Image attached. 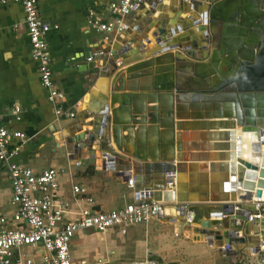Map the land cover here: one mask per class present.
I'll list each match as a JSON object with an SVG mask.
<instances>
[{
	"label": "crops",
	"instance_id": "crops-1",
	"mask_svg": "<svg viewBox=\"0 0 264 264\" xmlns=\"http://www.w3.org/2000/svg\"><path fill=\"white\" fill-rule=\"evenodd\" d=\"M109 1L111 0H38L39 14L51 24L46 36L50 45L53 81L64 92L65 105L75 110L73 118H58L53 112L47 98V89L40 82L37 64L30 54V41L21 4H0V123L8 129L20 130L25 134V139L15 137L9 143L10 149L19 147L13 159L30 166L36 173L52 166L65 169V173L59 176V182L61 194L70 202L71 212L68 216H73L75 210L81 207L110 210L139 198L152 199L150 195H146L150 191L148 187L159 182L167 174L163 160L155 161L152 155L155 152L161 155L163 150L165 156L171 157L175 163L176 177H173L171 182L166 181L162 193L174 197L172 202L166 201L167 203L187 205L188 210L193 213L192 225L200 228V222L210 220V215L222 209L224 203H233L238 205L239 209L252 206L250 212L253 211L251 201L242 203L236 199L232 200L236 193L223 189V183L228 180L230 174L228 168L220 167V163L230 162L228 154L232 150L213 148L216 138H212L208 126L216 123L217 118H194L193 110L185 109L180 118L174 117V127H164L156 124L154 116L149 115L150 110L142 114L143 119L138 116L139 113L133 105H122L120 101L112 102L113 90L118 94L132 93L147 107L154 105L157 92L156 69L167 66L170 57L176 53L182 55L184 46L193 47L195 44L190 39H182L181 48H172L163 54L156 53L162 48L155 42L153 30L162 19L151 14L153 27L147 32L137 31V25H143L141 20H145V0L139 7L123 16L126 28L122 32L126 34L125 39L135 48V52L128 51L125 62L111 70L109 75H104L103 66L95 55L104 44H120L114 37L104 42L101 33L87 26V15L89 8H96L103 20L113 19L115 14L102 9ZM189 3V0H162L157 2L156 8H160L165 21L169 19L167 27H176L178 21L172 22L174 10L177 11L181 6L185 10ZM207 4L204 0L199 8L204 10ZM221 6L222 10L229 8L227 3ZM191 12L194 14V11ZM188 14L183 12L181 15L186 18ZM195 14L197 18L198 13ZM189 22V19L184 21L187 24H190ZM196 28V25L190 26V30L195 31ZM190 30L177 31L170 37V42L186 37ZM213 30L215 32V29ZM142 35L149 39V43L141 51L136 49L137 45L133 44L130 36L137 38L136 42H139ZM160 36L166 37L164 34ZM163 43L166 44V41ZM193 48L197 56H202L194 58L197 63H201L205 69H211L210 55L203 57L206 50L200 49L199 46ZM209 49L212 51L213 45H210ZM137 55H141V59H135ZM162 55H166L167 61L156 60ZM88 56L92 59L88 60ZM144 61L148 64L142 67L141 63ZM89 62L92 65L89 66ZM131 67L134 69L130 70ZM131 74L133 76L129 78ZM14 105L20 107L19 118L11 112ZM121 106L123 108H120ZM105 107H108L109 119L102 127V132L109 138V147L119 155L115 156L111 168L98 149L89 151L87 147H82L78 153H72V137L78 135L77 133L83 131L87 125L83 122V117L91 113L94 119L101 118V111ZM113 137L118 140V144L114 142ZM171 140L173 144L168 148L167 144H170ZM243 145L250 147L249 138L246 137ZM222 151L224 153L220 157ZM134 152L141 157L146 155V158L135 157ZM92 153L94 157H90ZM215 156L220 158L214 159L213 169L200 170L199 163L204 161V158H208L207 162L212 163ZM242 156L250 159L244 154ZM156 162L161 165V170L155 165ZM130 178L133 179L132 185L127 183ZM72 184L82 185L92 201L76 198L71 190ZM11 197L12 186L6 177V164L0 161V216L11 217L14 209ZM232 211H236V208ZM177 213L173 212L171 215L179 218ZM234 218L241 216L232 213L224 221L231 225ZM239 221L243 225L239 231L244 233L243 228L246 226L248 238L238 253L233 255L219 252L215 245V242L219 241L217 237L213 240L214 243H209L204 234L193 232L178 220L171 221L168 215L129 225L124 233L118 228L105 232L93 229L76 232L70 242V253L76 263L85 260L87 264H264V249L256 251L262 239L259 233L255 234V231L261 229L260 221ZM217 227L214 225L213 229ZM84 239L94 243L93 257L89 255L88 246H84ZM24 246L31 248L25 252L22 250L23 246L19 247L18 251L24 257L45 253L41 244ZM77 247L80 250L74 254L73 251Z\"/></svg>",
	"mask_w": 264,
	"mask_h": 264
},
{
	"label": "water",
	"instance_id": "water-1",
	"mask_svg": "<svg viewBox=\"0 0 264 264\" xmlns=\"http://www.w3.org/2000/svg\"><path fill=\"white\" fill-rule=\"evenodd\" d=\"M158 1L162 0H147L145 20H141L143 25H137L139 26L137 31L142 32L144 30L147 32L153 27L151 14H154L156 18L160 17L162 19L156 25V29L153 30L155 42L162 48L156 53L163 54L168 52L169 49L181 48V40L190 39L195 46L206 50L203 57L206 58L210 55L209 62L212 68L206 71L201 63H197L194 58H202V56L195 54L193 48L195 46H184L182 55L176 53L170 57L167 66L156 69L155 88L157 92L154 105L147 107L134 94H118L113 90L111 93L112 102L120 101L122 105H133L135 110H137L136 112L139 113L138 116L143 119L144 116L142 114L150 110L149 115L154 116L153 120L156 124L164 127H174V117L180 118L185 109L193 110L192 117L194 118L201 116L209 119L217 118L218 121L216 123L207 125L211 130L212 138H216L213 142V148L215 150L220 148L235 149L234 153L228 154L230 159L228 164L220 163V167L223 169L228 168L227 170H229L230 174L228 180L223 183V189L226 192H235L236 198L232 200L236 199L242 203L250 202L252 196L264 198L262 195L264 189V113L259 112L262 108L258 105L259 100L261 98L264 99V84L261 83L264 80V7L262 6L264 0H222L219 3H217L219 0H206L208 4L204 10L199 8L204 0H189L190 3L187 9L183 10L181 6L177 11L174 10L172 22L178 21L176 27H167L169 19L165 21V17L161 15L160 8H156ZM183 1L187 0H181V2ZM225 3L228 4L229 8L222 10L221 5ZM191 11H194V14ZM183 12L187 14L191 12V14L184 18L181 15ZM195 13H198L197 18ZM186 19L191 21L189 22L190 24L184 23ZM219 21L221 29L216 34L213 29L216 22ZM191 25H196L195 31L190 30ZM188 30L190 31L186 37L176 38L170 42V37L174 36L177 31L185 32ZM161 34L166 35V37L162 38ZM125 35L124 32H120L114 36V40L118 41L119 46L104 44L95 55L103 66L102 74L109 75L111 70H115V68L125 62L128 51L134 50L135 52V48L128 43L129 41L125 39ZM130 38L133 44L137 45L135 46L137 47L136 49L141 51L149 43V39L145 35H142V39L139 42H136L137 38L132 36ZM163 41H166V44ZM210 45H213L212 51L209 49ZM145 56H147V53ZM259 56L262 57L260 58L262 60L259 59ZM141 57V55H137L135 59L138 60ZM165 58L166 55H162L156 60L167 61ZM147 64V61L141 63L142 67ZM90 65L92 64L89 62ZM132 69L134 68L131 67L130 70ZM132 76L133 74L129 75V78ZM229 83H232V88L225 89L226 87L224 88L223 86ZM226 90L232 91L224 92ZM145 96L149 97L148 95ZM199 102L204 104L203 114L198 111L200 106H194ZM260 103H262L261 106L264 108V101ZM120 108L123 107L121 106ZM108 111V107H105L101 111L102 117L97 119H94L90 115L91 113L87 117H83V122L87 125H85L83 131H79L78 135L72 137V153H78L82 147H87L89 151L98 149L111 168L114 165L115 156L119 155L112 150V147H109V138L105 137L102 132V127L109 119ZM114 120H116V116ZM236 126L237 129H235ZM115 131L116 127H114ZM246 137L250 140L248 150L251 155L256 154L258 157L255 162L242 156ZM113 138L114 142L118 144V140L115 137ZM172 144L171 140L170 144H167L168 148ZM161 155L155 152L152 157L155 161L163 160V167L167 174L159 182L150 185L148 187L150 191L146 195H150L154 200L172 202L174 197L163 195L162 190L165 189L166 181L171 182L173 177H176L175 163L171 157L165 156L164 150ZM94 156L93 153L90 155V157ZM135 157L146 158V155L141 157V155L137 154ZM160 157L161 159H159ZM207 159L204 158V161L199 163L200 170L214 168V159L217 158H213L212 163L207 162ZM159 162H156L155 165H158L161 170ZM224 204L222 209L216 210L210 215V220L201 221L200 228L192 225L193 218L191 221L185 218V213L188 210L185 203H169L167 206L169 211L166 215L170 217L171 221L178 220L184 223L193 232H201L206 236V240L209 243H214L213 240L217 237L219 241H216L215 245L218 247L219 252L225 255H233L237 254L238 250L247 241V228L244 226V233L239 231L243 227L239 219L244 222L252 206L241 207L236 209V211H232L235 208V204ZM170 207L174 211H178L179 218L174 216V214L171 215ZM232 213L240 215L241 218H234L233 223L228 225L224 220ZM260 223L261 229L257 232L255 231V234L259 233L262 239L256 251L264 249V217L260 220ZM214 225L219 227L213 229Z\"/></svg>",
	"mask_w": 264,
	"mask_h": 264
},
{
	"label": "built area",
	"instance_id": "built-area-1",
	"mask_svg": "<svg viewBox=\"0 0 264 264\" xmlns=\"http://www.w3.org/2000/svg\"><path fill=\"white\" fill-rule=\"evenodd\" d=\"M145 0H111L102 6L115 17L103 20L96 8H89L87 26L102 34L104 42L126 28L123 16L139 7ZM19 3L23 8L24 23L30 41V54L37 64L40 82L47 89V98L56 117L73 118L75 110L65 105V94L53 81L50 57V45L47 32L51 24L44 20L38 11V0H0L1 5ZM88 60L92 57L88 56ZM20 107L14 105L11 112L17 118ZM0 114V119H1ZM25 139L20 130L8 129L0 123V161L6 164V177L12 186L11 204L14 209L11 217L0 216V264H87L85 260L76 263L70 253V242L79 231L93 229L105 232L118 228L124 233L129 225L148 222L153 218L164 217L169 203L162 200L139 198L122 207L110 210H92L81 207L73 216L70 202L60 192L59 176L65 173L63 167H49L36 173L30 166L13 159L18 146L9 148L13 138ZM127 183L132 185L133 179ZM71 190L76 198L92 201L80 184H72ZM253 211L247 215V221H260L264 217V198L253 197ZM174 204V203H173ZM239 209V206H235ZM170 212L174 211L170 207ZM189 221L193 213H185ZM17 225V226H15ZM41 244L45 253L40 256H22L19 247ZM17 251V252H16ZM264 261V257H263ZM132 264H160L156 262H134Z\"/></svg>",
	"mask_w": 264,
	"mask_h": 264
},
{
	"label": "bare ground",
	"instance_id": "bare-ground-1",
	"mask_svg": "<svg viewBox=\"0 0 264 264\" xmlns=\"http://www.w3.org/2000/svg\"><path fill=\"white\" fill-rule=\"evenodd\" d=\"M262 6L264 7V2H262ZM214 29H215V33L217 34L219 31H220V29H221V23H220V21L219 22H216V25L214 26ZM260 58H262L261 56H259V59ZM260 60H262V59H260ZM164 68V67H163ZM205 69V68H204ZM206 71H209L208 69H205ZM144 72V71H143ZM264 79V78H263ZM252 81H253V79H252ZM251 81V82H252ZM263 82H261V81H259V82H261V83H263L264 84V80H262ZM232 83H229V84H225L223 87L225 88V89H230V88H232ZM230 91H232V90H226V91H224V92H230ZM260 102H262V101H264V99H260L259 100ZM258 103V105H259V107L260 108H262V110H259V112H262V113H264V108L261 106V104L262 103ZM194 106H200L199 108H198V111L201 113V114H203L204 113V104L202 103H197L196 105H194ZM174 122H175V119H174ZM176 123V122H175ZM235 129H237V128H235ZM224 149H228V148H220L219 150H224ZM230 149V148H229ZM231 150H232V153H234V148H231ZM224 152L222 151V153H220V155H222ZM246 157H249L250 158V160H252V161H257V159H258V157H257V155L256 154H253V155H251V153H250V151H248V145L247 146H244V153H243ZM219 155V156H220ZM219 156H216V158L218 159V158H220ZM222 157V156H221ZM251 183V182H250ZM263 196H264V189H263V194H262ZM170 196H172V195H170ZM234 198H236V195H235V197Z\"/></svg>",
	"mask_w": 264,
	"mask_h": 264
},
{
	"label": "rangeland",
	"instance_id": "rangeland-1",
	"mask_svg": "<svg viewBox=\"0 0 264 264\" xmlns=\"http://www.w3.org/2000/svg\"><path fill=\"white\" fill-rule=\"evenodd\" d=\"M84 246H88V248H89V255H90V257H93V255H94V253H93L94 252V243L91 242L89 239H87V240L84 239ZM22 250L25 251V252H27V251H30L31 248L29 246H23ZM79 250H80V248L77 247L76 249H74L73 253L76 254V252L79 251ZM84 251H85V249H84Z\"/></svg>",
	"mask_w": 264,
	"mask_h": 264
}]
</instances>
